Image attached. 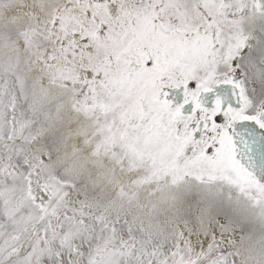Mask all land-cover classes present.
Returning <instances> with one entry per match:
<instances>
[{
    "label": "snow or ice",
    "instance_id": "snow-or-ice-1",
    "mask_svg": "<svg viewBox=\"0 0 264 264\" xmlns=\"http://www.w3.org/2000/svg\"><path fill=\"white\" fill-rule=\"evenodd\" d=\"M0 264H264V0H0Z\"/></svg>",
    "mask_w": 264,
    "mask_h": 264
}]
</instances>
